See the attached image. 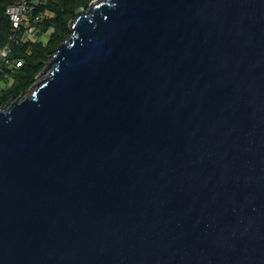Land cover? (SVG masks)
Wrapping results in <instances>:
<instances>
[{
	"label": "water",
	"instance_id": "obj_1",
	"mask_svg": "<svg viewBox=\"0 0 264 264\" xmlns=\"http://www.w3.org/2000/svg\"><path fill=\"white\" fill-rule=\"evenodd\" d=\"M0 106V264H264V0H92Z\"/></svg>",
	"mask_w": 264,
	"mask_h": 264
},
{
	"label": "trees",
	"instance_id": "obj_2",
	"mask_svg": "<svg viewBox=\"0 0 264 264\" xmlns=\"http://www.w3.org/2000/svg\"><path fill=\"white\" fill-rule=\"evenodd\" d=\"M15 1L0 0V46H8L12 61L11 67L0 63V106L29 90L55 47L68 35L77 11L86 9L92 0H28L31 8L17 30L6 13ZM44 12L48 15L35 20V15Z\"/></svg>",
	"mask_w": 264,
	"mask_h": 264
},
{
	"label": "built area",
	"instance_id": "obj_3",
	"mask_svg": "<svg viewBox=\"0 0 264 264\" xmlns=\"http://www.w3.org/2000/svg\"><path fill=\"white\" fill-rule=\"evenodd\" d=\"M30 8L31 7L28 3V0H16L14 3L7 6L6 13L9 16L12 28L14 30H17L23 23ZM45 15L47 16L48 13H38L35 15V20H41ZM31 29L32 28H30L29 31H31ZM8 52L9 48L7 45L0 46V63L11 67L12 61L8 58ZM19 64V61L15 62V66H18Z\"/></svg>",
	"mask_w": 264,
	"mask_h": 264
},
{
	"label": "rangeland",
	"instance_id": "obj_4",
	"mask_svg": "<svg viewBox=\"0 0 264 264\" xmlns=\"http://www.w3.org/2000/svg\"><path fill=\"white\" fill-rule=\"evenodd\" d=\"M41 77H42V76H38V77L36 78V80H39Z\"/></svg>",
	"mask_w": 264,
	"mask_h": 264
}]
</instances>
